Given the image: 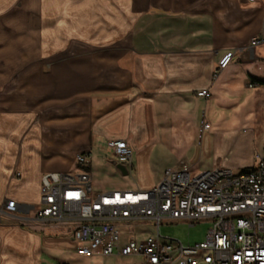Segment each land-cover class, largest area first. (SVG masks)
I'll return each instance as SVG.
<instances>
[{
    "label": "crops",
    "instance_id": "1",
    "mask_svg": "<svg viewBox=\"0 0 264 264\" xmlns=\"http://www.w3.org/2000/svg\"><path fill=\"white\" fill-rule=\"evenodd\" d=\"M66 1L64 8L78 20L90 15V32L57 34L62 46L35 56L27 52L29 41L22 44L25 52L17 49V0H0V207L7 199L36 204L42 174L79 170V154L88 155L95 190H131L108 183L126 177L135 178L139 190H150L166 170L152 168L158 152L195 158L198 137L202 150L205 131L197 133L206 112L200 115L199 105L212 106L211 93L223 92L236 105L239 76L245 85L261 84L253 88V100L261 103L264 43L250 42L264 38V0ZM33 32L26 26L22 37L33 39ZM227 52L233 54L227 68L235 79L217 83L212 73ZM202 90L210 97H197ZM113 140L131 148L130 169L118 167L113 156L100 157L102 150L111 155ZM260 147H250L237 171L253 164ZM220 149L217 142L214 150ZM55 234L0 216V264H68L47 260Z\"/></svg>",
    "mask_w": 264,
    "mask_h": 264
},
{
    "label": "built area",
    "instance_id": "2",
    "mask_svg": "<svg viewBox=\"0 0 264 264\" xmlns=\"http://www.w3.org/2000/svg\"><path fill=\"white\" fill-rule=\"evenodd\" d=\"M263 43L264 38H253L250 46ZM232 58L231 52L224 54L212 76ZM247 86L261 84L249 80ZM196 95L210 97L206 90ZM200 128L202 133L209 126L202 121ZM108 146L116 162L130 169L128 144L113 140ZM75 161L79 170L42 174L36 204L7 199L0 216L66 227L77 244L76 254L84 258L135 257L140 258L137 264H264V143L248 168L195 172L183 163L166 169L150 190L97 191L87 170L88 155L79 154ZM178 221L190 226L205 221L209 228L202 241L191 245L161 236L162 224Z\"/></svg>",
    "mask_w": 264,
    "mask_h": 264
},
{
    "label": "rangeland",
    "instance_id": "3",
    "mask_svg": "<svg viewBox=\"0 0 264 264\" xmlns=\"http://www.w3.org/2000/svg\"><path fill=\"white\" fill-rule=\"evenodd\" d=\"M66 2V0H17V6L14 7L17 17V29L13 31L18 34L17 49H19V52H25L22 44L29 41L30 45L27 44L29 49L27 52L35 53V56H42L62 46L57 40L59 35L68 36V32H71L69 36L74 35V33L87 35L90 32V15L87 13L88 15L84 17L85 19L78 20L77 18L79 17L75 16L70 9L66 10L68 7L64 8V3L66 4ZM87 6L89 7V4ZM26 26L34 30L33 39L30 37L24 39L22 37ZM67 41L73 43L75 41L74 36L67 38ZM230 73H232V70L229 67L220 71L215 81H218L217 83L231 82L235 78ZM242 79L245 78L237 76V86L235 87L237 91L236 105L233 106L226 99L223 92L220 95L211 93L210 101H214L212 106H209L211 102L210 104L202 102L199 105L200 115L206 112L204 121L208 124L209 129L204 132V137L201 140V151L198 150L200 138L198 137L195 140L197 147L196 157L194 158L193 155H185L181 152L160 151L156 154L153 161L152 168L155 172L158 173L167 168H175L181 161L193 167L197 172L213 167L225 168L236 172L238 165H242L245 162L250 152V147H260L261 143L264 142V97L261 103L254 101L253 97H255L257 89H249L241 81ZM212 110L213 115H210ZM222 131H226V134L222 135ZM197 134L200 135V130ZM217 142L221 143V149L215 151L214 148ZM99 155L107 160L111 159L112 153L110 155L107 150H102ZM113 182L120 185L123 184L131 190H139L137 181L132 177H126L123 180L108 179V183ZM39 228L45 233L49 232L53 233V235L56 233L55 236H52L53 239L48 241L51 250H47L50 256L47 260L50 263H55L57 259H64L68 264H137L138 262L135 257L118 256L110 259L97 258L98 260L96 258L75 259L71 254L75 253L77 244L67 233L66 227L45 224L39 225ZM145 228L151 232L154 231V228L150 226H145L143 229ZM208 228L209 223L205 221L197 222L193 226H190L188 221H178L162 224L160 234L162 237L179 241L183 245H191L202 241ZM136 229L133 228V230ZM130 230L132 229L130 228ZM56 245H59V250H57Z\"/></svg>",
    "mask_w": 264,
    "mask_h": 264
},
{
    "label": "water",
    "instance_id": "4",
    "mask_svg": "<svg viewBox=\"0 0 264 264\" xmlns=\"http://www.w3.org/2000/svg\"><path fill=\"white\" fill-rule=\"evenodd\" d=\"M118 166V165H117ZM118 167H121V166H118Z\"/></svg>",
    "mask_w": 264,
    "mask_h": 264
}]
</instances>
